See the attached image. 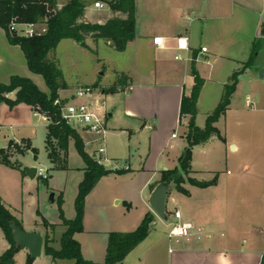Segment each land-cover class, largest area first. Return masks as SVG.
Listing matches in <instances>:
<instances>
[{
	"label": "crops",
	"instance_id": "0c3cea01",
	"mask_svg": "<svg viewBox=\"0 0 264 264\" xmlns=\"http://www.w3.org/2000/svg\"><path fill=\"white\" fill-rule=\"evenodd\" d=\"M58 1L60 5L67 2ZM94 3L88 2L85 10V17L91 22L105 23L116 15L126 17L112 9L108 14H99L101 8L95 7ZM136 16L135 38L128 42L124 51H117L123 55L120 60L119 56L113 59L112 69L116 74L123 72L126 76L116 91L107 93L99 87L97 94L109 99L108 117H114L119 111L125 116L130 130H148L149 153L144 159L142 155L139 158L142 170L151 173L150 196L158 179V166L167 168L166 163L175 166L179 163V159L171 158L167 151L172 141L175 139L184 145L183 152L187 145L185 132L189 116L180 121V105L182 96L192 90L195 73L204 79L196 117V124L204 127L208 114L221 99L225 84L230 82L234 72L240 71L229 108L216 122L224 139L216 136L195 145L193 155L198 146L205 147L218 140L228 147L232 145L233 151H240L241 161L237 163L236 172L227 170L225 174H215L218 181L214 185L184 184L188 193L177 189L170 193L168 189V218L174 217L173 211L179 209L184 220L192 221L204 232L200 237L175 238L170 237L168 231L166 264H260L264 255V77H260L264 58L260 57L261 49L251 66L244 68V62L249 60L254 43L257 42L259 47L261 44L264 52V0H136ZM157 36L163 37L161 45L154 43ZM98 40L88 37L87 46L80 45L94 51V42ZM184 42H187V48L182 47ZM203 46L207 51H202ZM12 75L29 77L40 89L49 92L44 77L30 70L20 46L12 44L0 26V83H8ZM83 84L88 83L71 85L67 82L68 87L60 90V96H72L76 87ZM14 95L10 94L11 97ZM248 97L253 102L251 106L247 105ZM40 114L25 103L11 108L0 102V126L8 122L11 127L14 122H20V118L32 119L41 117ZM42 116L48 129L49 121L44 114ZM39 121L43 122L41 118ZM178 124L184 126L182 133L173 136ZM22 140L33 147L30 138ZM191 171L201 181L215 176L210 170L196 168L193 159ZM0 200L24 227L20 212L1 197ZM177 220L174 217L173 222ZM154 223L155 218L152 225ZM31 230L43 236L49 233L51 244L57 249L61 247L60 240L57 246L54 231L50 233L46 225ZM111 231H107L108 237ZM0 235L5 239L6 250L10 243L1 228ZM151 235L152 228L148 237L126 256L122 264H142L147 257L151 264H161L157 261L162 240L151 238ZM107 244L108 239L104 247L91 255L82 251L84 257L104 261ZM150 245L152 248L148 250ZM20 251L28 257V249L21 248L15 256V264ZM47 256L51 264H59Z\"/></svg>",
	"mask_w": 264,
	"mask_h": 264
},
{
	"label": "rangeland",
	"instance_id": "374dc122",
	"mask_svg": "<svg viewBox=\"0 0 264 264\" xmlns=\"http://www.w3.org/2000/svg\"><path fill=\"white\" fill-rule=\"evenodd\" d=\"M87 1L94 3L96 0ZM102 2L104 7L100 9L99 14H108L111 8L107 2L103 0ZM42 30L43 26L39 25V31ZM80 44L74 39L66 38L49 53V58L55 60L62 69L64 80L71 85L92 84L106 89L107 93L116 91V88L110 85L117 77L115 70L112 69L113 59L119 56L120 60V56L123 55L108 45L103 38L94 42V51H88ZM260 46V57L264 58L263 47L261 44ZM62 96L69 98L71 94ZM106 101L110 110L109 99L107 98ZM40 115L41 117L36 116L32 119L20 118L18 119L20 122H14L11 127L8 122L0 126V148H4L0 153L3 155L15 152L10 155V158L20 165V167H10L0 163V197L20 212L26 230H31L32 227L42 228L45 226V220L55 224L54 234L59 246V240L66 228L62 224L61 211L67 219H74L77 216L79 186L85 177L87 162L74 140H71L67 166L55 169L45 147V137L48 132L45 118L43 114ZM40 118L43 122L39 121ZM108 120L107 153L122 163L127 162L131 168L130 170H111L112 172L103 175L97 181L85 196L83 229L75 234V238L81 243L82 251L91 255L93 251L104 247L105 242L107 243V231H133L142 222L145 214L151 212L155 214L156 221L151 226V238L160 237L162 240L157 263L161 261V264H166L168 252L166 233L172 227L174 217L163 220L150 206L149 184L152 182V177L149 171L142 170L139 158L142 155L144 159L149 153L148 130H130L125 123V116L119 111H116L114 117H108ZM183 124L177 125L176 133H182ZM23 138H30L35 150L18 152L17 146L20 149L26 147L21 142ZM12 140L18 141L19 145L8 146ZM183 148L184 145L178 144L174 139L167 151L171 158L177 160L182 155ZM85 151L92 158V147H85ZM240 154V151H233L232 145L228 147L226 143L216 140L205 147L198 146L194 150L193 164L198 169L210 170L214 175H222L227 173V170L236 172L237 163L241 161ZM32 166H43L48 170L49 177L47 179L38 175L30 177L27 167ZM166 167L158 166V179L155 185L163 181L166 171H174L173 177L182 176L183 186L191 183L190 179L198 180L193 171L186 174L180 168V162L176 166L174 163H166ZM175 189H177L176 184L171 181L169 192ZM5 247V239L0 235V253L5 251ZM151 248L152 245L148 247V250ZM27 255L28 257L20 251L17 255V264H28L27 259L30 258L28 251ZM47 255L43 250V254L36 258L34 264H51L52 261ZM146 260L142 264H151L148 257ZM57 261L59 264L72 262L67 259Z\"/></svg>",
	"mask_w": 264,
	"mask_h": 264
},
{
	"label": "trees",
	"instance_id": "16d2710c",
	"mask_svg": "<svg viewBox=\"0 0 264 264\" xmlns=\"http://www.w3.org/2000/svg\"><path fill=\"white\" fill-rule=\"evenodd\" d=\"M99 1V0H96ZM95 1V2H96ZM107 2L114 13L122 12L126 17L113 16L105 23H94L86 19L85 10L88 5L87 0H67L60 5L58 0H0V26L6 31L9 41L19 45L25 54L28 66L34 73L44 77L49 88V92L43 91L29 77L12 75L8 83H0V102L7 103L11 108L25 103L35 111L49 114L51 121L48 124L46 135V148L55 169L65 168L69 143L74 140L79 151L86 159L85 177L79 186V196L77 199L78 214L74 219H67L61 211L62 224L65 230L61 236V247L55 248L51 242L50 234L44 236V251L50 255L52 260L67 259L69 264H122L126 256L142 241H144L151 230L154 221V214L147 212L133 231H111L108 237L105 260L96 262L84 257L81 243L75 238V234L83 229V205L85 196L95 186L97 181L105 174L112 172L99 165L89 157L85 151L83 139L79 132L66 122L60 119V114L55 100L60 96V90L68 87L64 80V74L55 60L49 58V53L55 50L59 43L66 38L74 39L87 46L88 37L98 40L103 38L111 47L117 51H124L128 42L136 36V0H103ZM36 22L46 26L43 33L33 37L17 33L11 30L13 23L25 24ZM259 51L258 43H254L252 54L248 61L244 62V68L253 64L256 54ZM240 71L234 72L225 88L216 108L208 114L206 124L200 127L196 124L198 115V99L204 79L195 73V83L189 94H184L180 105V118L189 116L185 137L187 145L179 158L180 168L187 174L192 170L193 147L204 144L213 137L224 139L216 122L221 116L226 114L231 97L236 90ZM125 73L117 72V78L112 88L119 87L123 82ZM15 93L14 97L10 94ZM18 141L10 142V145L17 146ZM24 148L17 146L18 152H25L29 149L35 150L28 141H21ZM2 149H0L1 151ZM9 153H0V162L11 166L20 167L14 163ZM174 171H166L163 180L171 183L173 181L179 191L188 193L182 185V176H174ZM173 177V178H171ZM192 184L206 187L214 185L218 181L215 175L211 180H193ZM16 221L20 226L22 223L11 212V210L0 200V228L3 230L10 246L0 255V264H15V256L21 247L15 245L12 235L11 223ZM45 225L54 231L55 224L45 220ZM34 258L30 256L27 263L31 264ZM264 264V255L261 263Z\"/></svg>",
	"mask_w": 264,
	"mask_h": 264
},
{
	"label": "built area",
	"instance_id": "2783aa9c",
	"mask_svg": "<svg viewBox=\"0 0 264 264\" xmlns=\"http://www.w3.org/2000/svg\"><path fill=\"white\" fill-rule=\"evenodd\" d=\"M94 5L97 8L104 7L102 0L96 1ZM39 25L42 24L36 22L25 24L13 23L11 30L28 37H33L46 30V26L42 25L43 30L39 31ZM154 43L161 45L163 43V37H155ZM182 47L187 48V42H184ZM202 51H207V47L203 46ZM178 57H180V55ZM97 92H100L99 87H95L92 84H83L76 87L71 97L65 98L59 96L55 100V104L58 107L60 119L79 132L85 147H92V158L95 162L109 170H128L131 167L127 162L122 163L120 160L110 157L107 153L106 133L108 131V104L106 99L98 95ZM246 102L248 106L253 104L249 97ZM35 112L41 113L37 110H35ZM42 114L46 116L49 122L51 121V116L49 114ZM185 117L186 115L182 116L180 121ZM176 135L177 133H173V136ZM47 171L48 170L43 166H39L37 167L36 175L47 179L49 177ZM172 214L178 220L172 222V227L169 230L170 237L190 238L191 236L200 237L203 234V228L194 224L192 221L184 220L179 209L174 210Z\"/></svg>",
	"mask_w": 264,
	"mask_h": 264
},
{
	"label": "water",
	"instance_id": "95a60500",
	"mask_svg": "<svg viewBox=\"0 0 264 264\" xmlns=\"http://www.w3.org/2000/svg\"><path fill=\"white\" fill-rule=\"evenodd\" d=\"M14 34H17V32L15 31ZM260 77H264V69L261 70ZM36 171L37 167L35 166L27 167V172L30 177H35ZM169 186L170 184L168 181H161L155 186L149 198L151 208L163 220H168L167 193ZM11 229L17 247L27 248L30 256L34 259L42 255L44 236L40 232L26 230L16 221L11 223Z\"/></svg>",
	"mask_w": 264,
	"mask_h": 264
}]
</instances>
